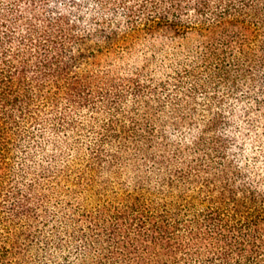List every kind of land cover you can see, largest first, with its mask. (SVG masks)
<instances>
[{"label":"trees","instance_id":"obj_1","mask_svg":"<svg viewBox=\"0 0 264 264\" xmlns=\"http://www.w3.org/2000/svg\"><path fill=\"white\" fill-rule=\"evenodd\" d=\"M0 264H264V0H0Z\"/></svg>","mask_w":264,"mask_h":264}]
</instances>
